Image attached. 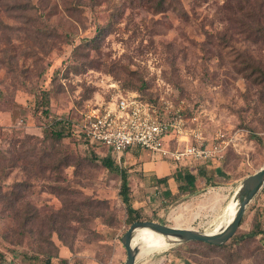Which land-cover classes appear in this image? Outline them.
<instances>
[{"label":"rangeland","instance_id":"obj_1","mask_svg":"<svg viewBox=\"0 0 264 264\" xmlns=\"http://www.w3.org/2000/svg\"><path fill=\"white\" fill-rule=\"evenodd\" d=\"M236 5L0 0L2 264H44L49 256L54 263L124 264L121 237L131 224L120 172L105 168L80 134L85 114L114 102L119 91L182 104L190 125L233 140L211 165L177 164L191 170L195 189L176 201L158 185L154 161L161 159L150 150L131 148L134 156L127 153L120 168L140 219L215 228L242 180L264 164V82H251L244 69L247 61L264 66V42L241 32ZM61 118L74 134L56 140L50 125ZM108 149L99 147L100 155ZM234 236L221 248L176 244L139 255L136 264H263L264 187Z\"/></svg>","mask_w":264,"mask_h":264},{"label":"built area","instance_id":"obj_2","mask_svg":"<svg viewBox=\"0 0 264 264\" xmlns=\"http://www.w3.org/2000/svg\"><path fill=\"white\" fill-rule=\"evenodd\" d=\"M184 112L182 104H157L136 92L119 91L114 102L85 114L80 134L89 144L108 147L121 169L127 166L126 154L138 147L177 164L224 158L233 140L222 130L207 137L199 125L189 124Z\"/></svg>","mask_w":264,"mask_h":264},{"label":"trees","instance_id":"obj_3","mask_svg":"<svg viewBox=\"0 0 264 264\" xmlns=\"http://www.w3.org/2000/svg\"><path fill=\"white\" fill-rule=\"evenodd\" d=\"M237 5H236V10L234 11L236 15V22L241 26L242 30L241 32H248V34H252L254 38H256L257 41H263L264 42V0H236ZM158 8L163 9L164 4L160 2L157 5ZM233 9L234 7L231 6ZM245 70L250 69L249 71L246 72V76L248 80L251 82L255 83H263L264 82V66H259V67H254V64L251 61H247L245 67ZM141 98L146 100L141 94ZM44 100V99H43ZM49 100L47 101L46 99L43 101V106L45 104H48ZM44 112L48 114V109H45ZM51 131L52 134L54 135V138L56 140H61L65 136H70L74 134V131L72 129V123L68 119H54L51 123ZM253 138H258L260 137L258 135H252ZM85 143L88 144V141L84 139ZM99 147L96 144H93L91 147H88L87 150L94 155V157L99 160L102 165L107 168L110 171L113 172H120V176L122 178V184L120 188V194L123 198L124 203L126 204L127 211L129 214V221L130 224H132L136 220H140V213L138 209L134 207V205L131 202V186L129 183V177L127 172H124L123 170L120 169L119 165L113 158L111 150H107L105 152V155L102 156L99 153ZM174 164V162H172ZM206 163V162H205ZM214 162H211V164ZM207 163V165H211ZM176 167V179L178 182V191L174 194H169V198L171 200L176 201L180 196H182L185 193H188L190 191H193L195 189V183H194V175L192 174L191 170L187 168H183L181 166L175 165ZM204 174V172H201ZM167 178L163 177L158 180V183H163L166 182ZM167 193V191H166ZM236 236H233L231 238V242L233 240L236 241L235 239ZM249 238H247L248 240ZM255 240V238L253 237ZM253 239H249L252 240ZM199 243L205 244L207 246L211 247H224L227 245V243L222 244V245H217V244H211V243H206L203 241H199ZM2 258H3V253L0 250V264H2ZM263 260H264V255H263ZM44 264H68V259L67 258H62L60 262L54 263L52 261V258L49 256ZM264 264V263H263Z\"/></svg>","mask_w":264,"mask_h":264},{"label":"water","instance_id":"obj_4","mask_svg":"<svg viewBox=\"0 0 264 264\" xmlns=\"http://www.w3.org/2000/svg\"><path fill=\"white\" fill-rule=\"evenodd\" d=\"M264 187V164L254 173L246 176L237 192L233 195L237 209L232 219L217 231H201L191 227L171 226L155 220H136L122 235L121 241L127 251L124 264H136L139 247L133 245L135 232L140 228H149L165 237L170 246L189 241H203L222 245L228 242L238 231L245 216L247 207Z\"/></svg>","mask_w":264,"mask_h":264},{"label":"bare ground","instance_id":"obj_5","mask_svg":"<svg viewBox=\"0 0 264 264\" xmlns=\"http://www.w3.org/2000/svg\"><path fill=\"white\" fill-rule=\"evenodd\" d=\"M237 190L235 191L237 192ZM236 209L237 202L233 197L232 202L227 206L219 220L216 222L215 228L212 229L211 232L217 231L221 226L230 221L235 214ZM195 216L198 215L196 214ZM133 245L139 247V255L141 257H148L157 251H163L170 247L164 236L149 228H140L135 232Z\"/></svg>","mask_w":264,"mask_h":264},{"label":"crops","instance_id":"obj_6","mask_svg":"<svg viewBox=\"0 0 264 264\" xmlns=\"http://www.w3.org/2000/svg\"><path fill=\"white\" fill-rule=\"evenodd\" d=\"M128 154H130L131 156H134L132 153H128ZM135 158H137V157L135 156ZM172 162H174V161L173 160L154 161V164L156 166L160 167L158 169V172L157 171L154 172L155 174H157L158 180L160 178H163V177L167 178L166 182H163V183L159 182L158 183V185L162 186L161 188L163 189V191L167 195V197H169V194H174L178 191V182H177L176 175H175L176 168L174 167L175 165H177V163L174 162V164H173ZM166 191H167V193H166Z\"/></svg>","mask_w":264,"mask_h":264}]
</instances>
